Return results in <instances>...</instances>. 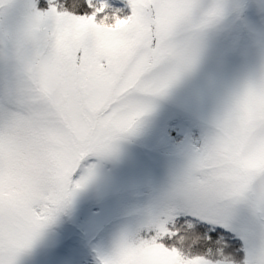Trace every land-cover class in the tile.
Listing matches in <instances>:
<instances>
[{"label":"snow or ice","instance_id":"snow-or-ice-1","mask_svg":"<svg viewBox=\"0 0 264 264\" xmlns=\"http://www.w3.org/2000/svg\"><path fill=\"white\" fill-rule=\"evenodd\" d=\"M226 15L223 0H25L0 56V264H79L72 238L46 236L125 142L149 149L133 172L173 145L179 163L98 264H264V57L211 116L217 78L186 79ZM239 48L223 38L218 63Z\"/></svg>","mask_w":264,"mask_h":264},{"label":"rangeland","instance_id":"rangeland-1","mask_svg":"<svg viewBox=\"0 0 264 264\" xmlns=\"http://www.w3.org/2000/svg\"><path fill=\"white\" fill-rule=\"evenodd\" d=\"M223 2L227 15L205 34L199 65L186 78L198 86H206L210 77L217 78L207 116L258 72L264 57V0ZM24 3L25 0H14L15 11L0 17V28H8L19 20ZM225 37L239 41L240 48L221 66L216 52ZM5 67L0 61V70ZM121 149L124 158L117 163H99L97 178L74 197L71 214L61 216L46 236L53 247L72 238L79 251V264H98L100 256L107 253L121 231L136 226L138 211L166 188L172 169L179 163L173 145L155 155L151 167L133 172L129 162L149 149L135 142H125ZM36 260L35 252L25 253L18 258V264H36Z\"/></svg>","mask_w":264,"mask_h":264},{"label":"clouds","instance_id":"clouds-1","mask_svg":"<svg viewBox=\"0 0 264 264\" xmlns=\"http://www.w3.org/2000/svg\"><path fill=\"white\" fill-rule=\"evenodd\" d=\"M7 28H0V56H6L7 50L6 45L4 43V37L6 36ZM20 52V56L22 57L23 52L21 50H17Z\"/></svg>","mask_w":264,"mask_h":264},{"label":"trees","instance_id":"trees-1","mask_svg":"<svg viewBox=\"0 0 264 264\" xmlns=\"http://www.w3.org/2000/svg\"><path fill=\"white\" fill-rule=\"evenodd\" d=\"M240 243L242 244V241H240Z\"/></svg>","mask_w":264,"mask_h":264}]
</instances>
